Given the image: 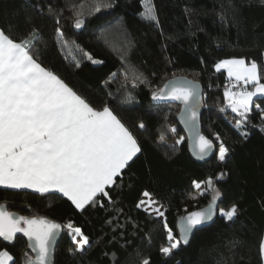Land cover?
Masks as SVG:
<instances>
[{"label": "trees", "instance_id": "obj_1", "mask_svg": "<svg viewBox=\"0 0 264 264\" xmlns=\"http://www.w3.org/2000/svg\"><path fill=\"white\" fill-rule=\"evenodd\" d=\"M96 2L113 7L95 13ZM151 4L158 23L143 18L145 0H0V29L13 39L25 38L35 29L33 54L42 65L97 109L105 104L112 108L142 148L116 184L106 189L109 196L97 197L95 205L83 210L58 193L41 196L4 188L0 205L18 215L43 217L62 226L71 222L81 229L89 241L84 251H75L72 235L62 227L53 264H143L145 259L149 264H263L259 245L264 233V96L254 98L247 120L242 119L227 107L224 93L231 82L216 65L242 58L255 61L264 71V4L261 0H151ZM77 18L84 23L78 33L73 30ZM84 52L102 63H91ZM178 76L200 83L201 133L216 151L221 144L228 150L224 161L217 154L205 163L194 161L176 121L179 106L151 102L167 80ZM128 96L132 100L125 103ZM194 182L201 187L194 189ZM195 191L205 204L217 201L216 220L195 230L186 247L179 243L165 256L161 252L169 245L165 224L179 240L178 213ZM144 192L151 194L163 217L137 207L145 200ZM233 206L238 210L233 220L219 216V211ZM4 251L16 264H23L25 252L31 256L20 236L9 245L0 240V252Z\"/></svg>", "mask_w": 264, "mask_h": 264}, {"label": "snow or ice", "instance_id": "obj_2", "mask_svg": "<svg viewBox=\"0 0 264 264\" xmlns=\"http://www.w3.org/2000/svg\"><path fill=\"white\" fill-rule=\"evenodd\" d=\"M261 3L264 4V0ZM111 7V3L96 2L93 11L99 13ZM81 14L77 13V16ZM142 16L158 23L151 0H145ZM82 23L77 18L75 27L80 28ZM57 35H62L59 28ZM37 36L34 29L25 38L13 39L10 33L0 29V188L30 190L41 196L59 193L77 210H83L88 205H95L97 197L109 196L106 189L116 184V178L130 167L142 148L134 133L112 108L105 104L102 109H97L59 74L42 65L38 56L33 54V41ZM63 46L68 47L67 43ZM83 55L93 64L102 63L87 52ZM80 66L77 60L75 67ZM221 68L227 70L230 79L243 82L245 86H254L253 91L245 87L240 92L232 93L226 89L224 93L227 107L247 120L254 104L253 98L264 96V83H261L264 71L255 61L246 63L242 58L222 60L216 65V70ZM136 79L141 78L136 76ZM153 99L180 100L186 105L191 121L197 119L193 103H199V95L190 87H172L167 93L161 89L158 94H153ZM131 100L129 96L124 102ZM255 106L259 108L258 104ZM240 125L238 120L237 129ZM139 127L144 128V124L140 123ZM198 139L202 157L212 143L203 136ZM227 153L221 144L219 160L224 161ZM207 184L215 191L211 180ZM194 187L199 189L201 184L194 182ZM143 195L149 199L142 200L137 207L146 206L145 210L150 208L163 217L164 212L155 207L156 201L151 199V194L144 192ZM216 196H219L218 191ZM237 211L233 206L226 212L221 210V215L231 221ZM212 214L210 206L182 217L180 240L174 238L165 224L169 245L162 247L161 252L168 256L181 240L187 243L193 229L210 220ZM62 227L72 234L75 251L83 252L89 241L71 222L62 226L43 217L16 215L0 205V238L11 242L17 233H21L35 253L33 258L25 252L23 264H51L53 244ZM259 253L264 261V239L260 242ZM0 264L16 262L4 251L0 252ZM143 264H149L148 260H143Z\"/></svg>", "mask_w": 264, "mask_h": 264}, {"label": "water", "instance_id": "obj_3", "mask_svg": "<svg viewBox=\"0 0 264 264\" xmlns=\"http://www.w3.org/2000/svg\"><path fill=\"white\" fill-rule=\"evenodd\" d=\"M75 22L73 24V30L78 33L83 28L84 23H82L80 28H76L75 27ZM166 86H168V87L166 88ZM172 87H176V88L190 87V88L194 89L198 93V95H199V103L198 104H196L195 102L193 103V106L196 108V115H197V119L195 121H191L190 113H188L186 111V105L180 100H171V99H155L154 100L153 96H152L151 102L154 105L172 104V105L179 106V112L176 115V121H177L178 125L180 126V128L182 129V131L184 132V135L186 137V142H187V149H188V152H189L191 158L194 161L198 162V163L208 162L210 159H212L214 156H216L217 151L215 149L214 143L210 139L206 138L201 133L200 116H201V113H202V110H203L202 87H201L200 83L197 82V81H194V80H192V79H190L188 77L178 76V77H174V78H171V79L167 80L156 93L158 94L161 89H164L165 92L167 93L168 91L171 90ZM199 136L205 137L206 139H208L212 143V147L210 149H208L207 153L205 155H203L202 157H201V155L199 153V147H198V145H199L198 137ZM210 206L213 209L212 218L210 220H207V221L203 222L201 225H198L196 228H194L193 231L189 234L187 243H185V242H183L181 240L180 244L182 246L186 247L189 244V242H190V240L192 238V235H193L195 230L201 229V228H204V227H208V226L212 225L215 222L216 216H217V212H218V203H217L216 200H211L208 203H206L204 206H202L200 208H197V209H194V210H191V211L187 212L186 214H184L183 216H180L177 219L176 230H177V233H178V238L180 240V237H181L180 228H181V224H182L181 218L187 216L191 212L204 211V210L208 209ZM4 208H5V210H7L5 206H4ZM11 213H13V212H11ZM14 214H16V213H14ZM16 215H18V214H16ZM54 223H56V222H54ZM57 224H59V223H57ZM62 233H63V229H61L56 235V240H55V243L53 244V251H52V256H51V264H53V257H54L55 249H56L57 243H58ZM18 236L23 237V235L21 233H17L16 237H18ZM23 238L25 239V241L27 242V245H28L27 238L26 237H23ZM0 240L3 243L9 245L15 239L13 241H11V242L5 241V240H3V238H0ZM28 250H29V252L31 254V257L34 258L35 257V253L32 252L31 248H29V247H28Z\"/></svg>", "mask_w": 264, "mask_h": 264}, {"label": "rangeland", "instance_id": "obj_4", "mask_svg": "<svg viewBox=\"0 0 264 264\" xmlns=\"http://www.w3.org/2000/svg\"><path fill=\"white\" fill-rule=\"evenodd\" d=\"M145 11V10H144ZM234 81H236L234 78H232ZM234 83H242L243 84V82H234ZM250 89H247V90H249V91H253L254 90V86H250L249 87ZM233 93V92H232ZM129 97V96H128ZM258 97V96H257ZM255 98V97H254ZM253 98V99H254ZM219 150H220V148L218 149V151H217V158L219 157ZM219 159V158H218ZM194 187V186H193ZM194 189H196L195 187H194ZM148 200V198L147 197H145V200L144 201H147ZM204 204H205V200L202 198V196H201V193L200 192H194V195L192 196V197H190L184 204H183V206H182V208L179 210V215L180 216H183L184 214H186L187 212H189V211H191V210H194V209H197V208H200V207H202V206H204ZM144 207H146V206H144ZM155 207H158V206H156L155 205ZM159 208V207H158ZM149 210L150 211H152L150 208H149ZM219 216H222L221 215V211H219ZM224 217V216H223ZM225 218V217H224ZM65 230H67V232H68V234H70V235H72L70 232H69V230L67 229V228H65ZM176 239V238H175ZM177 240V239H176Z\"/></svg>", "mask_w": 264, "mask_h": 264}, {"label": "built area", "instance_id": "obj_5", "mask_svg": "<svg viewBox=\"0 0 264 264\" xmlns=\"http://www.w3.org/2000/svg\"><path fill=\"white\" fill-rule=\"evenodd\" d=\"M245 87L246 86L242 83H234V82H231L226 86L227 90H229L230 92H233V93L240 92V91L244 90Z\"/></svg>", "mask_w": 264, "mask_h": 264}, {"label": "crops", "instance_id": "obj_6", "mask_svg": "<svg viewBox=\"0 0 264 264\" xmlns=\"http://www.w3.org/2000/svg\"><path fill=\"white\" fill-rule=\"evenodd\" d=\"M220 63V62H219ZM220 70H223V71H225V73H226V76H227V78L230 80V82H237V81H234L232 78L230 79L229 77H228V73H227V70L226 69H224V68H221ZM249 86H253V85H249ZM248 89H250V88H248ZM27 191H30V190H27ZM59 194V193H58ZM74 206V205H73ZM75 207V206H74ZM262 239H264V233H263V237H262ZM262 263L264 264V261H262Z\"/></svg>", "mask_w": 264, "mask_h": 264}]
</instances>
